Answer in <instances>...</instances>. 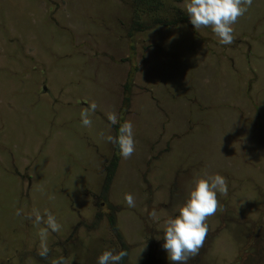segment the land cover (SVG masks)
<instances>
[{"label":"rangeland","instance_id":"obj_1","mask_svg":"<svg viewBox=\"0 0 264 264\" xmlns=\"http://www.w3.org/2000/svg\"><path fill=\"white\" fill-rule=\"evenodd\" d=\"M135 1L0 0V264H96L120 250L108 217L127 264H169L165 221L217 173L228 190L187 264H264V0L238 17L230 45L210 27L154 25L187 15L185 0L145 6L140 19L154 26L138 35ZM125 121L134 152L118 154L103 194L107 137ZM46 210L60 227L42 260L47 225L34 220Z\"/></svg>","mask_w":264,"mask_h":264},{"label":"clouds","instance_id":"obj_2","mask_svg":"<svg viewBox=\"0 0 264 264\" xmlns=\"http://www.w3.org/2000/svg\"><path fill=\"white\" fill-rule=\"evenodd\" d=\"M252 0H185V11L188 22L198 29L210 27L212 32L219 38L222 45L233 43L234 29L238 17L247 12ZM96 109L95 102L89 104L88 108L81 112V124L88 127L92 124L89 112ZM108 120L112 125L117 123L116 115L110 114ZM109 142L116 144L120 155L128 158L134 152V132L130 121H125L120 125L118 135L108 136ZM228 190L226 178L219 173L207 178L196 179L187 193V198L179 207L178 213L165 221L166 227L162 233V249L166 252L169 264H187L191 254H195L202 245L208 231L206 218L214 214L217 210V194H226ZM125 200L129 206L134 205L131 194L125 195ZM17 215L20 214L18 209ZM151 216H155L153 211ZM45 223L46 228L40 232L41 250L39 255L47 256V235L48 229L58 231L60 225L57 223L55 215L46 210L42 216L35 213L34 223ZM127 252L116 251L109 248L102 251L96 257V264H121ZM54 264H68L64 257L57 258Z\"/></svg>","mask_w":264,"mask_h":264},{"label":"trees","instance_id":"obj_3","mask_svg":"<svg viewBox=\"0 0 264 264\" xmlns=\"http://www.w3.org/2000/svg\"><path fill=\"white\" fill-rule=\"evenodd\" d=\"M153 1V0H152ZM152 1H147V0H137V1H135L134 3L136 4L135 5V9H136V11H135V20H134V22H132V28H133V31H135V32H138V31H145L146 29H148V28H150V24H146L145 22H143L141 19H140V17L142 16V15H144V14H146V9H145V6H147L146 8L147 9H150L151 11L150 12H153L154 10H155V8H160L161 9V4H160V2H156V3H152ZM180 20H185L184 19V16H182L181 18H180ZM159 22V23H161L163 26H166V25H175V24H177L176 22H177V19H175V20H173V21H170L169 23H164V21H159V20H156V21H153V23H155L156 24V22ZM154 24V25H155ZM152 25V24H151ZM138 30V31H137ZM129 35H132L131 33H129ZM120 125L121 124H117L116 126H115V130H114V132H115V136H117L118 135V131H119V127H120ZM120 153V151H119V148H118V146L116 145V147H115V153H114V155H113V159H112V161H111V163L109 164V166L107 167V179H106V188H105V190H104V192H103V194H106V192L108 191V188H109V185H110V181H111V179H112V175L114 174V171H115V169H116V166H117V162H118V160H119V157H118V154ZM108 223L110 224V227L113 229V231H114V234H116L117 236H118V238H119V248H120V250H124V251H126L127 252V255L124 257V259H123V261L121 262V264H127V259H128V251H129V247H128V245H126L125 243H124V241H123V239L121 238V236H120V234L118 233V232H116L117 231V228H116V224H115V220L114 219H112V217H108ZM97 224H98V221L97 220H95L93 223H92V225H87V224H81V226L82 227H84L85 229L86 228H90V227H93V228H96V226H97ZM74 232H75V229L73 230V232H72V234H71V237H69V240H72V235L74 234ZM76 240H78V239H76ZM65 244V243H64ZM64 244H62V245H64ZM61 245V246H62ZM119 250V251H120ZM41 258H44L43 256H41Z\"/></svg>","mask_w":264,"mask_h":264},{"label":"flooded vegetation","instance_id":"obj_4","mask_svg":"<svg viewBox=\"0 0 264 264\" xmlns=\"http://www.w3.org/2000/svg\"><path fill=\"white\" fill-rule=\"evenodd\" d=\"M136 1H137V0H136ZM144 1H145V0H144ZM147 1L149 2V1H152V0H147ZM156 2H160V4L163 6V3L161 2V0H153V1H152L153 4L156 3ZM134 4H135V3H134ZM135 5H136V4H135ZM162 6H161V8H162ZM245 15H246V12H245L244 16H245ZM175 16H176L175 19H177V22H176L177 24H175V25H166V26H163V25H162L161 23H159L158 21L156 22V24H161L160 27H163V28H164V27H167V26H169V27L172 26V27H175V28H176V27H179L180 25H184V24H188V23H189V22H188V17H187V15H179V14H176ZM182 16H184V19H185V20H180V18H181ZM175 19H173V20H175ZM263 19H264V18H263ZM173 20H172V21H173ZM154 24H155V23H154ZM156 24H155V25H156ZM153 26H154V25H150V28H152ZM146 30H147V29H146ZM140 32H141V31H138L137 34L139 35ZM142 32H143V31H142ZM174 40H175V39H174ZM175 42H176V40H175ZM188 47L190 48V46H188ZM181 50H182V48H180L179 46H176V52H177V53H181ZM75 235H76V233H75ZM75 235H74L73 240L76 241L77 238L75 237ZM43 257H44V258H41V259H42V260H46V258H47L48 256H47V257H46V256H43ZM44 263H45V262H44Z\"/></svg>","mask_w":264,"mask_h":264}]
</instances>
